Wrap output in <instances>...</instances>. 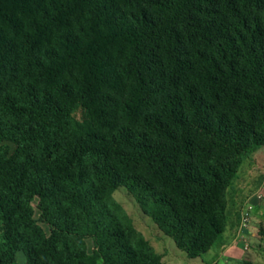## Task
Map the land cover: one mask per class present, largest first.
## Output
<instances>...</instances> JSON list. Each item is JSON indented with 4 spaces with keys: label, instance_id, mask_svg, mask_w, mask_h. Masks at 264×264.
I'll return each instance as SVG.
<instances>
[{
    "label": "trees",
    "instance_id": "obj_1",
    "mask_svg": "<svg viewBox=\"0 0 264 264\" xmlns=\"http://www.w3.org/2000/svg\"><path fill=\"white\" fill-rule=\"evenodd\" d=\"M262 149L264 0H0V264L202 258Z\"/></svg>",
    "mask_w": 264,
    "mask_h": 264
},
{
    "label": "crops",
    "instance_id": "obj_2",
    "mask_svg": "<svg viewBox=\"0 0 264 264\" xmlns=\"http://www.w3.org/2000/svg\"><path fill=\"white\" fill-rule=\"evenodd\" d=\"M248 161V166L246 163L242 166L228 191V226L220 246L206 254L210 257L190 259L182 251L179 253L163 248V244L168 241L158 229L155 228L157 233L154 241L139 229L162 256L164 264H218L221 261L255 263L258 255L256 251V255H250L248 245L260 237L263 240L260 241V248L264 249V149L256 152ZM258 195H262V198L259 199ZM246 212L250 214L251 221L249 226L241 227V218ZM22 264H27V260Z\"/></svg>",
    "mask_w": 264,
    "mask_h": 264
},
{
    "label": "rangeland",
    "instance_id": "obj_3",
    "mask_svg": "<svg viewBox=\"0 0 264 264\" xmlns=\"http://www.w3.org/2000/svg\"><path fill=\"white\" fill-rule=\"evenodd\" d=\"M249 161H246V166H248ZM81 195L82 198L87 202V204L89 205V209L90 212L94 213L97 209V206L95 204V202L93 201L92 197L90 196V193L88 190H81ZM115 199L124 207V209L127 211V213L131 216V218L133 219L135 226L137 227V229H141L146 236L154 241L156 233H157V226L156 224L152 221L151 218H149L148 216H146L142 209L140 208V206L138 205V203L135 201V199L132 197V195L124 188H120L118 191L115 192L114 194ZM34 206L36 208V218L39 217V211L37 209V201L34 202ZM0 226H1V221H0ZM44 229L48 232V228L46 226H44ZM156 228V229H155ZM158 231H160L158 229ZM161 232V231H160ZM162 233V232H161ZM162 235L165 237V239L168 241L167 243L163 244V248L166 249H170V251L174 250V251H180L179 253H181V250L178 249V247L176 246V243L174 242L173 239L165 236L163 233ZM261 240L260 237L255 238V240H253V242L248 245V250H250V255H256L257 253V258L255 259V263H250V264H264V249L262 250L261 247ZM88 245H89V249L90 251L93 250V245L91 241H88ZM162 247V246H161ZM264 248V247H263ZM256 251V253H255ZM182 253H184L182 251ZM206 257H210L205 255ZM203 256V257H205ZM26 259L25 255L23 252H18L17 253V262L18 264H22V262ZM218 264H237L236 262H219Z\"/></svg>",
    "mask_w": 264,
    "mask_h": 264
},
{
    "label": "built area",
    "instance_id": "obj_4",
    "mask_svg": "<svg viewBox=\"0 0 264 264\" xmlns=\"http://www.w3.org/2000/svg\"><path fill=\"white\" fill-rule=\"evenodd\" d=\"M259 199L262 198V195L257 196ZM250 214L248 212L244 213L241 218V227H247L250 224Z\"/></svg>",
    "mask_w": 264,
    "mask_h": 264
}]
</instances>
